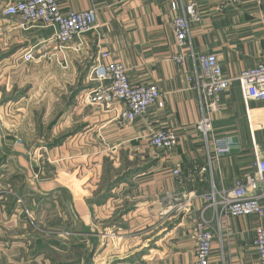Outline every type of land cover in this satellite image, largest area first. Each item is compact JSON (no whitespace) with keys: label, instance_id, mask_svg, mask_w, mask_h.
Masks as SVG:
<instances>
[{"label":"crops","instance_id":"0c3cea01","mask_svg":"<svg viewBox=\"0 0 264 264\" xmlns=\"http://www.w3.org/2000/svg\"><path fill=\"white\" fill-rule=\"evenodd\" d=\"M17 1L21 0H0L3 75L14 77L21 72L24 79V71L29 73L33 66L39 69L43 83L88 84L87 78L82 80V70L92 65L99 49L110 53L105 61L124 66L131 84H155L160 96L144 115L126 123L120 118L122 103L89 105L84 95L93 84L76 85L67 95L64 109V104L56 103L50 130H41L38 149L54 147L47 153L43 150L41 159L31 156L25 150L27 143L19 138L24 133L27 141L35 131L21 125L25 113H5L12 116L14 125L0 124V264H77V247L86 249V264L193 261V227L206 205L203 194L211 180L216 187L229 188L235 180L255 172L256 159L264 160V100H250L245 105L237 82L225 90L212 125L214 135L229 141L231 148L220 157L208 154L195 129L200 103L191 88L194 68L189 55L214 53L225 77H236L264 62V0L239 5L227 0H56L62 12L94 9L98 25L96 31L83 36L80 51L72 49L76 40L72 41L65 58L57 52L52 27L25 26L18 17L3 13L8 4ZM178 1L182 5L194 2L201 12V20L190 25L189 39L181 50L172 27L173 19L181 14V8H174ZM29 50L34 58L24 61L22 55ZM179 53L185 56L181 66L173 60ZM29 89L0 96L6 103L0 104V114L7 108L25 112L20 106L28 105L33 97ZM9 90L6 87V92ZM158 130L176 135L171 150L149 145L147 135ZM50 156L58 158L61 168L84 159L86 164L96 163L101 172L93 179L86 174L70 181L50 170L57 162ZM176 166L182 170V179L172 175ZM105 171L114 173L106 176ZM184 193L194 195L189 211L168 219L154 246V233L146 236L154 228V212L171 210L170 199L179 200ZM260 202L264 211V195ZM114 204L125 206L118 223L124 233L118 239L138 245L134 251L113 257L108 246L102 248L104 243L95 246L99 242L95 235L87 237L86 244L79 236L69 240L61 236L67 229H109ZM22 206L31 213L30 219ZM205 213L211 216L209 210ZM259 225L264 227V215L232 217L219 228L214 223L209 264H258L253 240ZM107 253L109 261L98 263Z\"/></svg>","mask_w":264,"mask_h":264},{"label":"built area","instance_id":"2783aa9c","mask_svg":"<svg viewBox=\"0 0 264 264\" xmlns=\"http://www.w3.org/2000/svg\"><path fill=\"white\" fill-rule=\"evenodd\" d=\"M232 5L260 3L262 0H227ZM174 8H181V14L172 21L173 32L178 48L181 50L190 36V25L201 20V12L194 2L182 5L179 1ZM3 13L6 16L18 17L23 25L41 24L54 29V40L57 52L63 57L65 50L76 40L74 51L83 47V36L96 31L94 9L62 12L56 0H21L8 4ZM110 56L106 50H97L94 62L89 67V78L95 81L96 87L87 91L84 100L87 104L101 105L106 102L123 104L120 118L130 123L144 115L148 108L155 104L160 96L155 84L133 85L130 83L126 69L119 63L105 61ZM193 64L191 88L196 91L200 103V117L195 125L201 135L206 149L215 157L229 152L231 145L225 139L217 138L213 132V117L218 111L219 97L234 82H237L245 105L250 100H264V62L242 71L236 77H225L218 58L214 53H193L189 55ZM24 61L34 58L31 50L23 53ZM65 58V57H64ZM174 62L181 66L185 61L182 53L173 57ZM65 62H63L64 64ZM149 145L155 149L171 150L177 142L172 131L158 130L147 135ZM210 156V155H209ZM208 160L210 162V157ZM205 170V169H201ZM172 175L183 178L182 170L176 166ZM264 195V160H255V172L237 179L231 187H216L213 180L209 190L203 194L205 207L195 221L193 231L195 239L194 260L185 264H209L214 239V227H220L229 218L256 216L263 217L261 198ZM192 193H184L178 205L181 213L189 211ZM210 211L206 217L205 211ZM25 215L30 219L29 211ZM253 247L256 251L258 264H264V227L259 225L254 231Z\"/></svg>","mask_w":264,"mask_h":264},{"label":"rangeland","instance_id":"374dc122","mask_svg":"<svg viewBox=\"0 0 264 264\" xmlns=\"http://www.w3.org/2000/svg\"><path fill=\"white\" fill-rule=\"evenodd\" d=\"M28 69H29V71H28L29 73H26L27 72L26 70L24 71V73H25L24 79L22 77L21 72H18V74L14 75V77H10V76H8V74L3 75L2 73H0V76H2L0 78V91L2 92V95H0L1 97H8L17 91H21V92L22 91H28L29 87L31 89V90L30 89L29 90L31 91V93L33 95L31 100H28V102H29L28 105L20 106V108L24 107L25 112H23V110H21V112H17L16 109L11 110L10 108H7V110L6 111L4 110V112L2 111V113L0 114V117H1L0 118V124L2 125V123L4 121L6 124L14 125V123L11 121L12 116L9 115V117H8L7 114H5V113H9V114L13 113L14 116H16L19 113L22 116L25 113L24 118L21 119L22 120L21 125H24L25 128L31 126V130L32 131L35 130V131L31 132L32 136L30 138H28L26 136L27 141L25 140V134L24 133H23V137L19 136V138H21V140L23 139L27 143V146H25V150L29 151L31 156L35 155L36 158L39 157L41 159L42 157H45V153L42 152L43 150L47 153V151L54 149V147L53 148L50 147L47 149H38L37 145L39 144V140L41 139V137H39V136L41 134H43V132L41 130L43 128H44V130L46 129V131L50 130L51 126L54 123L53 121L56 118L54 109L57 108L59 103L62 105L64 104L63 109L66 107V104L68 105V101H67L66 97L71 92V90H73V88L76 87L77 84L76 85L75 84H72V85L59 84L58 81L53 82V80H51L50 82H47V83H43V81H41V79H40L42 76H40V74H38L39 69L37 67L30 66ZM82 71H83L82 80L87 78L88 84L81 83V84H78L77 87L81 88V87H84V86L90 85V84H93V86L96 87L97 84L95 83V81H92L89 78V67L86 68L85 70H82ZM51 76L54 77V73ZM8 86H9L10 90H9V92H6V87H8ZM57 102H58V104H56ZM0 104L5 106L4 104H6V103L3 102V98L0 99ZM89 105H96V104H89ZM2 130H3V128H2ZM58 137H57V139H59ZM54 139L55 138H53L52 141ZM15 141H17V139H15ZM22 141L20 142V144L22 143ZM1 153L2 152H0V154ZM52 156H53V154H52ZM52 156H50L51 160L53 159L52 161H57V162L53 163V166L51 167L50 170L54 173H59L61 177H66L70 181H71V178L75 179L76 176L79 179L80 178L83 179V177L86 174L90 175V177L93 179L96 177V175H98L101 172L100 170H98L96 163L90 162L89 164H86L84 159H79L77 162L73 161L72 166H70V164H67V165H64L63 168H61V167H59L60 162H58V158L57 159L52 158ZM72 172H74L73 175H71ZM113 173L114 172L108 173L107 171H105L106 176L108 174L112 175ZM81 181L82 180H80V182ZM77 183L79 184V182H77ZM73 185L75 186L74 183H73ZM104 185H105L104 182L101 183L99 190H102ZM75 187L78 188V186H75ZM79 187H81V185ZM168 199H166L164 201V204H166V208H167V204H168L167 203ZM170 201H171V204H170L171 210H167L165 213L163 211H160V212H158V214L156 212H154V228L151 229L152 232H148V234L146 235V236H149L150 233H154V246L158 240L157 234L162 230L161 228L166 225V223L168 222V219H170V221H172L174 219H177L178 216L180 215L179 214L180 210H179V208H177L178 205L181 203L180 199L179 200L175 199V201L170 199ZM114 205L115 206H113V208H115V209L112 211V213L110 215L111 226L109 227V229L93 228V229L88 230V229L79 228L77 231L73 230V229H71V230L67 229L69 231H62L61 236L64 237V239H66V240L71 239L73 236H75V237L79 236L78 238L83 239V241L81 243L86 244L85 242H86L87 237L89 238V236L95 235L94 237L96 238V240H99V242L95 243V246L99 247L102 243H104L103 244L104 246L102 248L108 246L109 251H110V255H112L113 257L116 255L117 256L121 255V254L124 255V254H126V252H130V250L134 251L135 248L139 247L138 245H135L134 243L125 244L124 242H121L118 239L122 235L120 233H124V230L120 229V227L118 226V223H119V219L121 218L122 214H124L122 211H123L125 206H118L119 204L117 206H116V204H114ZM22 209H23L24 213L27 210L23 206H22ZM30 215H31V213H30ZM41 230L44 231V228H41ZM106 230H107V232H106ZM105 233L107 235V238L104 237ZM130 235H132V234H130ZM56 238H59V237H56ZM104 240H105V242H104ZM82 244H80V245H82ZM86 252H87L86 249H82L79 247L76 248V253H78L80 255L79 261L77 264H86V262H85V258H86L85 253ZM108 253L106 256L107 258L99 259L98 263H107L109 261ZM70 258L71 257L69 256L67 259L70 260ZM74 259L75 258L73 257V260ZM70 263H71V261H70ZM74 263H75V261H74Z\"/></svg>","mask_w":264,"mask_h":264}]
</instances>
